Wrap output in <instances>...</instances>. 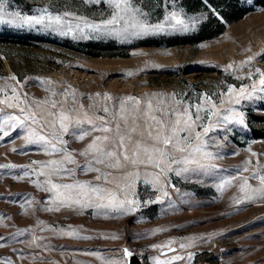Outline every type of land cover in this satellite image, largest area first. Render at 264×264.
I'll use <instances>...</instances> for the list:
<instances>
[{"label": "rangeland", "instance_id": "374dc122", "mask_svg": "<svg viewBox=\"0 0 264 264\" xmlns=\"http://www.w3.org/2000/svg\"><path fill=\"white\" fill-rule=\"evenodd\" d=\"M64 2L8 0V10L35 15L42 8L51 11L52 5ZM67 3L75 4L78 14L90 18H99L101 12L107 15L109 11L106 3L84 6L79 0H67ZM136 3L149 13V21L153 23L162 21L173 9L185 18L203 12L193 0H175L174 4H169L168 0H136ZM261 7L264 6L257 3L256 9L246 11L242 18L233 22L213 19L207 26L193 31H168L133 38L130 42L116 38L73 39L71 35L62 36L49 30L0 25V99L5 95L11 97L15 87L16 94L22 99L23 94H27L28 104L39 117L55 111L51 109V101H63L74 94L75 101L65 103V109L82 104L79 117L84 118L87 111L96 123L99 121L95 117L103 114L100 111L103 106L109 108L107 115L111 120L117 98L151 97L155 102L157 96L171 98L176 93L178 98L196 104L200 94L208 93L215 100L217 93L226 92L228 84L239 88L254 80L258 82L259 74L255 70L264 71V11ZM249 73H254L251 79ZM13 76L17 80H13ZM54 92L65 95H53ZM105 96L111 99H105ZM227 99L224 96V100ZM229 106L227 103L217 105L221 109ZM203 107L211 105L204 104ZM236 107L245 111L248 127L222 125L203 137L207 141V150L216 154V158L207 161L216 166L214 169L208 174L176 176L155 167H141V180L135 185L140 200L160 196L159 191L142 183L145 171L157 173L161 183L175 185V188H167L170 199L165 197L164 203L141 205L135 214L114 217L97 213L94 208L43 210L53 207L47 199L52 193L43 190L47 187L43 181L48 177L37 173H47L48 169L32 162L59 160L62 156L49 155L39 145H29L25 138L28 129L17 125L9 136L0 139V165H16L0 168V236L7 238L0 241L4 243L0 248V260H10V264H110L123 255L124 247H128L144 264H152L151 258L160 252L151 245H165L171 241L177 251L174 253L165 247L162 251L166 255H161V259H170L176 254L185 257L175 264H264V200L258 198L259 190L264 186L257 179H249V185L257 190L255 194L250 189L240 191L242 177L264 171V112L257 111L264 105L259 101H244ZM0 109V116L4 113L21 115L15 107L0 105ZM201 115L205 113L201 112ZM21 118L25 117L22 115ZM216 119V116L211 117L212 122ZM197 123L207 125L209 121ZM225 128L231 131L226 132ZM31 130L41 131L36 125H31ZM103 135L105 133L96 131L83 141L71 135L64 139L69 141L67 147L75 150L74 158L84 164L91 157L76 153L84 150L95 136ZM191 142L195 144L194 139ZM185 154L172 153L175 158ZM244 168L247 171H240ZM26 170L30 173L28 176L23 175ZM111 171L117 178L121 175L119 171ZM95 175L94 172H78L77 178L90 181ZM233 176L238 178L232 184L223 190L217 189L216 184L221 179ZM51 178L59 182L56 177ZM37 183L42 186L37 187ZM246 193L255 198L237 205L236 201L244 199ZM24 197L28 198L27 202ZM68 226L76 230L79 237L91 238L69 237L59 231H68ZM21 230L23 235L18 234ZM113 235L118 238L111 239ZM33 236L47 239L38 241L42 246L35 247ZM180 243L187 247L180 249ZM13 250L19 251L14 254ZM188 253L193 254L191 258Z\"/></svg>", "mask_w": 264, "mask_h": 264}, {"label": "snow or ice", "instance_id": "6c2138e0", "mask_svg": "<svg viewBox=\"0 0 264 264\" xmlns=\"http://www.w3.org/2000/svg\"><path fill=\"white\" fill-rule=\"evenodd\" d=\"M168 2L174 4L175 0H168ZM258 2L264 3V0H200L203 12L197 15L185 18L180 11L173 9L163 16L162 21L153 23L149 21V13L145 12L136 0H79L81 6L106 3L109 11L107 15L101 12L99 18L78 14L76 5L68 4L67 0L63 4L52 5L51 11L48 8H42L35 15L9 11L8 0H0V25L16 29L49 30L62 36L71 35L73 39L116 38L123 42H130L133 38L139 39L168 31H193L197 27L207 26L213 19L224 22L222 9L250 11L256 9ZM260 10L264 11V7ZM251 59L252 57L249 61ZM255 73L259 74L258 82L254 80L251 84L242 85L239 88L228 84L226 92L217 93L215 100L212 94L202 93L196 104L178 98L176 93H173L171 98L161 99L157 96L155 102L151 97L117 98L113 103L111 120L107 115L109 108L103 106L100 110L103 114L95 117L99 123L94 122L87 111L84 113V118L79 117V109L84 107L82 104L77 108L65 109V103L75 101L74 94L65 97L63 101H51V109L55 111H48L47 116L41 114L38 117L27 102V94L24 93L22 99L16 94L17 89L14 87L12 88L13 95L11 97L5 95L3 99H0V105L18 108L21 115L4 113L0 116V125L6 126L0 127V139L9 136L10 132L20 125L28 129L25 138L29 145L36 144L49 155L60 154L62 156L59 160L52 159L43 163L32 162L40 165L42 169H48L47 173L44 171L37 173L48 177L43 181V185H47L43 187V190L52 193V196L47 199L53 207L43 210L58 212L62 207L74 211L94 208L97 213L105 216L135 214L141 205L146 207L150 203H164L163 198L170 199L167 188H175L174 184L161 183L157 173L145 171L142 183L159 191L160 196L141 201L138 192L135 191L136 182L141 180L139 170L141 167L144 169L155 167L162 172L176 176L200 172L208 174L216 167L214 164L207 163L216 158V154L207 150V141L203 137L207 136L210 131L221 128L222 125L238 124L245 128L248 127L245 111L236 106L244 101H259L261 105H264V71L256 69ZM252 75L254 73H249L248 78L251 79ZM12 79L17 80V77L13 76ZM18 83L23 82L18 81ZM53 95L64 96L65 94L54 92ZM224 96L228 97L227 101L224 100ZM105 99H111V97L105 96ZM225 103L230 106L223 109L217 107L218 104ZM204 104L211 105V107L204 108ZM257 111L264 112V107ZM201 112L205 115L202 116ZM22 115L24 119L21 118ZM212 116L217 117L215 122L211 121ZM205 119L209 121L207 125L197 123ZM25 121L28 123L26 124ZM31 125H36L41 131L31 130ZM122 128H126L127 131L122 132ZM197 128L202 131H196ZM48 129L51 131H47ZM224 130L231 131L230 128ZM96 131L105 133V135L95 136L84 150L76 153L81 157H91L88 162L81 164L72 154L75 150L67 147L69 141L64 139V136L71 135L74 139L83 141L91 132ZM193 139L195 144L191 142ZM224 139L226 140L227 136ZM57 145H62V147ZM176 151L186 154L175 158L172 153ZM253 155L256 154L253 153ZM68 165H75V167H68ZM173 165H179V167H173ZM14 167L16 165H0V168ZM111 170L119 171L121 175L117 178L113 176ZM32 171L35 172L34 169ZM240 171H247V168ZM78 172H94L96 175L93 180L81 181L77 178ZM29 174L26 170L23 175L28 176ZM53 176L59 182L54 181L51 178ZM237 178L236 176L231 179L223 178L216 184V187L218 190H223L226 185L232 184ZM249 179H257L260 185L264 186V171L254 172L250 177H242L243 183L240 184V191L245 192L246 189H250L255 194L257 190L249 185ZM41 186L37 183V187ZM259 191L258 198L264 200V187H261ZM250 198L255 197H248L246 193L245 198L237 200L236 203L239 205ZM24 200L27 202L28 198L24 197ZM40 223L43 222L40 221ZM68 228V231L64 229L59 231L69 237L91 238L79 237L76 230H72L71 226ZM52 230L56 231L55 228ZM18 234L23 235V230ZM110 238L118 237L113 235ZM46 239L47 237L33 236V246L41 247L38 241ZM6 240V237L0 236V241ZM171 245V241L165 245H151L153 249L160 252V255L151 258L152 264H175L176 261L185 258L176 254L170 259H161V255H166L162 251L163 248L167 247L168 251L174 253L177 251ZM2 247L4 243L0 242V248ZM178 247L184 249L187 245L180 243ZM18 251L13 250L14 254ZM122 253L121 257L110 261V264H140V259L134 250L124 247ZM192 255L188 253L189 258ZM21 258H23L22 253ZM0 264H10V260H0Z\"/></svg>", "mask_w": 264, "mask_h": 264}, {"label": "trees", "instance_id": "16d2710c", "mask_svg": "<svg viewBox=\"0 0 264 264\" xmlns=\"http://www.w3.org/2000/svg\"><path fill=\"white\" fill-rule=\"evenodd\" d=\"M193 1H194L193 4L195 6L200 5V0H193ZM258 4L264 6V3L262 2H258ZM222 12L224 14V20L227 22H233V21L239 20L246 13V11H244L243 9L241 10L225 9Z\"/></svg>", "mask_w": 264, "mask_h": 264}, {"label": "water", "instance_id": "95a60500", "mask_svg": "<svg viewBox=\"0 0 264 264\" xmlns=\"http://www.w3.org/2000/svg\"><path fill=\"white\" fill-rule=\"evenodd\" d=\"M137 256H138V255H137ZM138 257H139V256H138ZM139 259H140V264H144L140 257H139ZM199 264H202V263H199Z\"/></svg>", "mask_w": 264, "mask_h": 264}]
</instances>
